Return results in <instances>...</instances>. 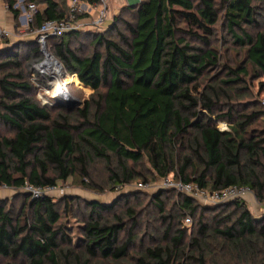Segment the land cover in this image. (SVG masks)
I'll return each instance as SVG.
<instances>
[{"label": "trees", "instance_id": "1", "mask_svg": "<svg viewBox=\"0 0 264 264\" xmlns=\"http://www.w3.org/2000/svg\"><path fill=\"white\" fill-rule=\"evenodd\" d=\"M4 1L17 19L16 0ZM28 1L36 5L37 0ZM39 1L44 7L34 16L38 27L69 15L70 0ZM257 2L264 0L128 4L124 8L135 12L133 21L115 17L107 32L85 31L95 45L90 55L72 47L82 31L49 38L46 47L53 48L66 71L94 91L83 108L63 105L57 98H51L52 105L35 99L37 87L25 60L41 52L38 42L26 57L18 45L0 48V122L13 132L0 134V186L45 188L77 176L82 186L103 192L106 186L148 181V171L141 168L147 160L159 178L176 173L212 190L248 186L264 203V125H255L264 121V110L216 112L219 93L226 88L204 85L205 75L220 60L212 42L222 11L248 63L264 77V29L252 35L243 28L257 26ZM113 31L116 36L109 37ZM229 69L232 78L221 83L243 81L246 69ZM98 163L108 173L105 186L95 181ZM170 193L151 196L163 235L136 254H130L139 217L130 204L139 201L136 192L113 204L63 197L66 214L71 215L72 203L82 201L85 207L83 250L62 221L56 197L25 194L17 210L0 200V259L5 260L0 264H264V217L254 215L244 200L217 205L207 216L211 210L181 193L168 209ZM121 202L127 207L105 217ZM188 217L191 230L182 226ZM88 230L108 233V242L90 247Z\"/></svg>", "mask_w": 264, "mask_h": 264}, {"label": "rangeland", "instance_id": "2", "mask_svg": "<svg viewBox=\"0 0 264 264\" xmlns=\"http://www.w3.org/2000/svg\"><path fill=\"white\" fill-rule=\"evenodd\" d=\"M17 3L20 0H16ZM24 5H28V0H23ZM60 2L62 0H59ZM86 2L87 0H80ZM129 5H136L141 0H127ZM68 4L70 1H67ZM110 5V16L106 23L103 25L102 28L96 30L98 32H107L109 27L114 21L115 17L121 18L122 20L133 21L135 19V12L134 11H127L125 10L123 2L121 0H109ZM37 9L44 7V4L37 0L36 2ZM257 14L256 20L258 21L257 26H244V30L249 34L255 35L260 30L264 29V2H257ZM21 6V5H20ZM19 5L16 7L19 9V16L14 21V34L11 38H6L0 41V48L8 47L13 44L18 45L19 51L22 56L26 57L27 54L30 52V48L35 47L36 43V30L39 28L36 25L35 19L32 22L26 23L24 22V18L20 20V17L26 15L27 12L20 7ZM23 21V23H22ZM88 22L89 20H84ZM23 24V25H22ZM19 28L21 31H19ZM85 28L82 30V35L72 39V47L77 49H82L84 55H90L92 51L95 49V45L92 42V37L87 36L85 34L87 30L93 29L94 27L90 28L88 26L83 27ZM118 28L123 30V24L120 22L118 23ZM215 36L213 38V47L217 49L219 54V62L216 66L212 67L208 73L204 77V85L211 84L213 86H221L226 88L223 92H220V101L219 106L216 109V112H228L230 108H232L233 112L236 115L240 114L241 112H251L252 110H264V77L259 76L257 72L253 69V67L248 63L249 60L246 57V52L243 46L236 43L233 35L228 31L225 19L223 17V11L220 13V19L215 26ZM238 33L241 35V30H238ZM109 37H115V31L108 33ZM28 43V44H27ZM29 43H32L29 45ZM41 52L35 59H31L28 57L25 60L26 64L30 65L28 69L32 72L31 80L37 87L35 99L43 104V100L47 99L48 101L52 100L49 99L50 93L54 92L57 84L65 83L67 81V90L70 97H73L79 101V104L75 106V108H83L85 101L91 100V95L94 92L88 86L83 85L78 77L75 74H69L64 66L60 63V61L55 57L53 48H42L40 46ZM48 56L53 57L55 60L62 65L61 73L56 72V69L60 68L59 64L53 63L54 65H49L46 63ZM28 65V66H29ZM33 65V66H32ZM58 66V68H57ZM32 67V70H31ZM246 69L245 72H242L243 81L239 83H231L229 85H225L221 83L223 80L231 79L232 76L229 75L231 70L229 69ZM59 70V69H58ZM30 79V77H29ZM61 101V104L67 105L62 98H57ZM52 105V104H50ZM54 111V109H53ZM258 127L264 125V121L259 120L258 123L255 124ZM219 127L224 129L225 124L224 122L219 123ZM0 134L11 136L13 132L5 127L0 122ZM148 171V182L155 185L156 187L151 191H140L137 189L136 185L141 182L142 179H136L131 183L125 184L121 188L113 189L111 186H106V189L103 192H98L94 189H90L87 187L82 186L81 180L77 176L70 177L67 181H59L58 187L61 189L62 187L66 188L65 194L62 195L58 193V191L51 192V196L56 197L59 200V208L62 211L63 219L62 221L67 225L68 229L70 230L71 236L75 242L81 246L80 249L83 250L84 243H85V235L83 233L84 222L82 221L83 218L81 216L82 210H85V207L82 203L81 205H76L75 203L72 207L71 215L66 214L65 210V196H74L79 198L80 200H98L102 203L106 204H113L116 202V199L120 198L124 194L136 192L139 194V201H130L132 206H134L138 212V224L135 227L133 234H134V245L132 247L130 254H136L140 249L145 246L152 244V239H160L163 235V226L161 220L159 219L158 210L155 208L154 203L152 202L151 196L154 194L159 193L160 191H171L170 195H168L167 199V208H171L173 203L178 199V195L176 191H172L169 189H161L160 185L165 181L164 178H159L155 173H152L151 167L147 160L143 161L142 167ZM93 171L95 172V181L97 185L105 186L107 184V177L108 173L105 171L104 166L101 163H98L94 166ZM54 176V173H51ZM264 174V171H263ZM170 178H178L176 173H171L168 175ZM25 194H29L24 190V188L16 189L10 188L6 186H0V200L10 201L13 204L14 208L17 210L22 202V196ZM64 197V198H63ZM250 209V211L260 217H264V203H261L256 195L255 192L252 191L246 200H244ZM198 203V202H197ZM203 208H207L211 211H207L206 215L211 216L212 208L218 207L217 205H202L198 203ZM127 204H123L122 202L117 204L114 207V210L110 213H106L105 217H112L111 215L115 212H120ZM80 209V210H79ZM175 213H178V209H174ZM184 220V219H183ZM185 222V220H184ZM183 222V227L191 230L193 225H185ZM131 222L128 221V225L125 231L121 232L120 236L122 240L127 238V230L130 227ZM91 235L89 236L88 243L89 246L92 247L93 244L105 243L108 242V233L102 234L100 232H89ZM83 247V248H82ZM5 260L0 259V262L3 263Z\"/></svg>", "mask_w": 264, "mask_h": 264}, {"label": "built area", "instance_id": "3", "mask_svg": "<svg viewBox=\"0 0 264 264\" xmlns=\"http://www.w3.org/2000/svg\"><path fill=\"white\" fill-rule=\"evenodd\" d=\"M108 1L109 0H99V2H82L80 0H70L69 15L62 19H48L44 21L36 30V41L42 48H44L46 47L47 40L51 37H60L69 31H82L85 29L83 27L86 26L90 28L94 27L93 29L97 30L102 28L110 16V5ZM18 5H21L27 12L26 15L20 17V20L21 18H24V22H32L38 10L37 6L33 3H28V5L25 6L23 0H20L18 3L16 1L14 7L16 8ZM6 6L9 9L7 4ZM84 20L89 21L86 22ZM19 31H21L20 28ZM13 34V30H10L0 24V41L6 38H11ZM56 90L57 87L54 92L50 93L51 98L64 99L63 97L65 94H68L67 88L62 87L58 92H56ZM43 104H51V101L44 99ZM164 179L165 181L160 185L161 189H169L184 194L205 206L223 205L236 199L246 200V197L252 193L251 188L248 186L231 185L222 189L212 190L201 187L195 182H185L180 178L166 177ZM136 187L140 191L148 192L153 190L156 186L148 181H141L136 185ZM23 188L32 196V198H38L42 195L51 196V192L54 191H58V193L64 195L66 191V188L62 187L60 189L58 185L42 188L26 183ZM184 223L185 225H192L191 218H186Z\"/></svg>", "mask_w": 264, "mask_h": 264}, {"label": "crops", "instance_id": "4", "mask_svg": "<svg viewBox=\"0 0 264 264\" xmlns=\"http://www.w3.org/2000/svg\"><path fill=\"white\" fill-rule=\"evenodd\" d=\"M121 1L123 2V5H128L127 0H121ZM14 21H15V17L11 13V11L7 8L5 1L0 0V24L10 30H14ZM260 205H261V209H264L262 208V204Z\"/></svg>", "mask_w": 264, "mask_h": 264}, {"label": "bare ground", "instance_id": "5", "mask_svg": "<svg viewBox=\"0 0 264 264\" xmlns=\"http://www.w3.org/2000/svg\"><path fill=\"white\" fill-rule=\"evenodd\" d=\"M56 62H57V60H55L53 57H49L48 56V58H47V61H46V63H48L49 65H54L53 63H55V65H56ZM60 67V66H59ZM57 68H58V66H57ZM59 69V70H58ZM58 69H56V72H58V73H61V67L60 68H58ZM58 86H57V90H56V92H58L59 90H60V88H62V87H64V88H67V81L65 82V83H59V84H57ZM70 98V96H69V94H65V96L63 97L64 99L65 98Z\"/></svg>", "mask_w": 264, "mask_h": 264}, {"label": "water", "instance_id": "6", "mask_svg": "<svg viewBox=\"0 0 264 264\" xmlns=\"http://www.w3.org/2000/svg\"><path fill=\"white\" fill-rule=\"evenodd\" d=\"M44 49H45V47H44ZM56 63L59 64L60 67H62V65L58 62V60H57ZM64 101L67 104V106H69V107H75V106H77L79 104V101L77 99L73 98V97L65 98Z\"/></svg>", "mask_w": 264, "mask_h": 264}]
</instances>
